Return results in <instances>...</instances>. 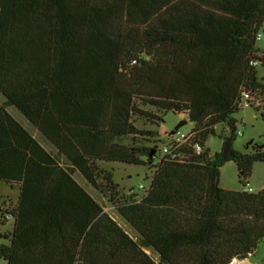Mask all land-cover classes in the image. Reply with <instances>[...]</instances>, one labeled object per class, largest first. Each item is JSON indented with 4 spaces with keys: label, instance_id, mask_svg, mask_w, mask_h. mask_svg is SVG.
Segmentation results:
<instances>
[{
    "label": "trees",
    "instance_id": "trees-1",
    "mask_svg": "<svg viewBox=\"0 0 264 264\" xmlns=\"http://www.w3.org/2000/svg\"><path fill=\"white\" fill-rule=\"evenodd\" d=\"M263 24L264 0H0V181L19 189L0 259L229 264L249 258L264 240V189H224L218 177L232 161L242 183L254 162L264 161V142L251 143L249 152L233 146L241 88L264 96V49L255 40ZM167 112L186 113L204 148L218 136L220 150H190L185 162L156 164L159 140L122 141L145 133L135 117L163 122ZM110 162L153 166L149 190L119 193L113 172L102 166ZM75 171L136 239L75 180Z\"/></svg>",
    "mask_w": 264,
    "mask_h": 264
},
{
    "label": "rangeland",
    "instance_id": "rangeland-1",
    "mask_svg": "<svg viewBox=\"0 0 264 264\" xmlns=\"http://www.w3.org/2000/svg\"><path fill=\"white\" fill-rule=\"evenodd\" d=\"M260 31H264V24ZM257 47L264 49V40L257 42ZM261 55V52H259ZM260 76H264V70L260 69ZM1 100V96H0ZM253 107H242L238 112L234 114L236 119V135L233 142V146L240 152L251 151V143L247 145L249 141H253V144L258 142H264V96H256L253 101ZM147 111L155 112V110L150 106H143ZM9 112L18 119L39 141L38 131L17 111L14 107L8 108ZM162 117V116H161ZM185 121L179 129L183 132L190 131L194 123L191 122L186 113H174L167 112L163 116V122L159 119L150 120L149 118H134V124L145 133L136 138H124L122 141L125 143L133 142L136 145H153L154 141H158V145L166 141V138L170 136V132L173 128L180 122ZM216 130L221 131V127L218 126ZM238 131H241V135H238ZM46 141H43L45 144ZM47 143V142H46ZM42 144L43 146H45ZM221 147V139L218 136H209L205 141V148L212 152L219 151ZM49 151H54L52 147L45 146ZM103 168L113 172L114 182L117 184V190L119 193H127L129 190L134 189L139 194L142 191L138 190V186L142 183L144 186H148L151 176L154 172V167L151 165L140 166V165H128L124 163L110 162L104 163ZM74 177L76 180L83 184L84 187L92 194V196L103 206L104 210L108 212L121 226L127 231V233L134 239L137 238V233L130 227V225L117 213V211L108 203L107 198L102 196L93 187L87 184L79 173H75ZM242 183L239 179L238 169L234 162H226L221 168L218 177V186L228 190H241L243 185H246L247 189H252L253 192H257L264 189V161L254 162L252 170L246 178H241ZM3 189V188H0ZM16 190L10 189L8 187L0 191V208L7 206L12 207L16 202ZM8 221V220H3ZM10 225V224H9ZM9 228L3 230V234L0 235V244L4 243L6 240L3 237L5 234L9 233ZM146 252L154 259L157 260V255L146 249ZM248 259V258H246ZM242 260V259H241ZM249 260L256 263L264 264V240L258 245L252 257ZM253 263V262H252ZM0 264H5V262L0 259ZM254 264V263H253Z\"/></svg>",
    "mask_w": 264,
    "mask_h": 264
},
{
    "label": "built area",
    "instance_id": "built-area-1",
    "mask_svg": "<svg viewBox=\"0 0 264 264\" xmlns=\"http://www.w3.org/2000/svg\"><path fill=\"white\" fill-rule=\"evenodd\" d=\"M255 40L260 42L264 40V31H258L255 34ZM258 64L257 60L251 59L250 65L256 66ZM255 96L250 90L241 88L240 90V106L241 107H253V101ZM238 135H241V131H238ZM204 145L201 143L196 133L191 129L188 132H183L180 129L176 130L173 134L156 147L155 161L156 164H162L166 161H177L185 162L190 159L191 150L195 154H201L204 151ZM140 189L145 191L149 190V186H144L142 183L138 186ZM245 190L252 191V189H247L245 185ZM13 220L12 207H1L0 208V220Z\"/></svg>",
    "mask_w": 264,
    "mask_h": 264
},
{
    "label": "crops",
    "instance_id": "crops-1",
    "mask_svg": "<svg viewBox=\"0 0 264 264\" xmlns=\"http://www.w3.org/2000/svg\"><path fill=\"white\" fill-rule=\"evenodd\" d=\"M0 96H1V94H0ZM3 101V97L1 96V100H0V102H2ZM9 107H13V106H8L7 107V110H8V108ZM15 108V107H14ZM16 109V108H15ZM17 110V109H16ZM9 111V110H8ZM18 111V110H17ZM20 113V112H19ZM21 114V113H20ZM22 115V114H21ZM23 116V115H22ZM14 117V116H13ZM24 117V116H23ZM15 118V117H14ZM25 118V117H24ZM16 119V118H15ZM26 119V118H25ZM18 120V119H17ZM27 120V119H26ZM19 121V120H18ZM28 122H29V120H27ZM20 122V121H19ZM183 122V121H182ZM185 122V121H184ZM21 123V122H20ZM30 123V122H29ZM22 124V123H21ZM31 124V123H30ZM185 124V123H184ZM23 125V124H22ZM32 125V124H31ZM24 126V125H23ZM33 126V125H32ZM25 127V126H24ZM37 131H38V129L35 127V126H33ZM26 128V127H25ZM27 129V128H26ZM28 130V129H27ZM29 131V130H28ZM30 132V131H29ZM31 133V132H30ZM38 133H39V137L41 138V141H39L32 133H31V135L42 145V144H44L43 143V141H46L45 142V146L47 145V146H49V147H52L53 149H54V151L52 152V151H49L48 149H46L45 148V146H43L46 150H48L50 153H52L53 155H56L57 154V149L50 143V141H48L39 131H38ZM59 161L61 162V164H64L65 163V161H64V158H63V156H59ZM75 173H78L77 171H75L74 173H73V177H74V174ZM80 175V174H79ZM81 176V175H80ZM75 178V177H74ZM81 178L85 181V179L81 176ZM75 180H76V178H75ZM77 181V180H76ZM78 182V181H77ZM86 182V181H85ZM79 183V182H78ZM87 192H89L85 187H84V185L83 184H81V183H79ZM88 184V183H87ZM89 185V184H88ZM6 187H8V188H10V189H15L16 190V198H17V196H18V193H19V189H18V186L17 185H13V184H7V183H5V182H3V181H0V188H6ZM3 189H0V191H2ZM90 193V192H89ZM91 194V193H90ZM92 195V194H91ZM10 224V225H9ZM7 228H9V230L11 231L12 230V228H13V220H8V221H3V220H0V235L1 234H3V230L4 229H7ZM254 254V253H253ZM253 254L252 255H250V257H252L253 256ZM249 257V258H250ZM249 258L247 259L248 260V263L249 264H260V263H256V262H254V261H252L251 262V260H249ZM6 264V263H5ZM262 264V263H261Z\"/></svg>",
    "mask_w": 264,
    "mask_h": 264
},
{
    "label": "water",
    "instance_id": "water-1",
    "mask_svg": "<svg viewBox=\"0 0 264 264\" xmlns=\"http://www.w3.org/2000/svg\"><path fill=\"white\" fill-rule=\"evenodd\" d=\"M184 123H185V122L183 121V122H180L178 125H176V126L173 128V130L170 132V135L173 134L176 130H178V129H179ZM250 143H253V141H252V140L249 141V142L247 143V145H249ZM255 144H257V143H255ZM154 150H155V149H153L152 152H154Z\"/></svg>",
    "mask_w": 264,
    "mask_h": 264
},
{
    "label": "bare ground",
    "instance_id": "bare-ground-1",
    "mask_svg": "<svg viewBox=\"0 0 264 264\" xmlns=\"http://www.w3.org/2000/svg\"><path fill=\"white\" fill-rule=\"evenodd\" d=\"M229 264H249V263L247 259H242V260L233 259L232 262H230Z\"/></svg>",
    "mask_w": 264,
    "mask_h": 264
}]
</instances>
